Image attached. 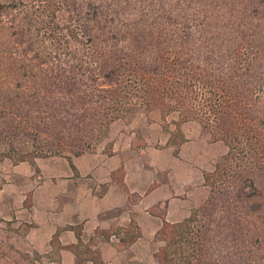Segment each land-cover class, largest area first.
Segmentation results:
<instances>
[{
	"label": "trees",
	"instance_id": "1",
	"mask_svg": "<svg viewBox=\"0 0 264 264\" xmlns=\"http://www.w3.org/2000/svg\"><path fill=\"white\" fill-rule=\"evenodd\" d=\"M155 110L170 145L196 122L227 147L157 263L264 264V0H0V161L72 162ZM40 261L0 234V264Z\"/></svg>",
	"mask_w": 264,
	"mask_h": 264
},
{
	"label": "crops",
	"instance_id": "2",
	"mask_svg": "<svg viewBox=\"0 0 264 264\" xmlns=\"http://www.w3.org/2000/svg\"><path fill=\"white\" fill-rule=\"evenodd\" d=\"M109 136L72 162L50 157L37 159L35 167L11 163L0 173V204L11 195L16 220L28 217L36 234L44 233L47 251L56 240L62 264L96 254L102 264L155 263L164 220L180 222L196 206L198 193L206 199L204 174L197 181L189 163L154 149L148 165L134 146V133L111 129ZM178 168L185 169L180 176Z\"/></svg>",
	"mask_w": 264,
	"mask_h": 264
},
{
	"label": "rangeland",
	"instance_id": "3",
	"mask_svg": "<svg viewBox=\"0 0 264 264\" xmlns=\"http://www.w3.org/2000/svg\"><path fill=\"white\" fill-rule=\"evenodd\" d=\"M169 2L177 4V0H169ZM177 119V114H171L167 116L166 120H163L162 113L155 110L148 115L140 113L131 119L116 121L111 126V129L113 132L124 130L128 133H134V146L140 151L144 161H146L148 165L150 151H155L154 149L159 151L163 150V152H155L157 154H165L169 152L168 154H172L173 158L189 163L195 171V179L199 181L201 178L202 181V175L214 170L215 164L226 154L227 147L223 142H213L209 136L202 132L200 125L196 122H188L182 125V131L186 137V142L178 148L170 145L168 143L170 133H175L176 126L173 122ZM109 139L110 136L108 134V136L97 144L94 149H96L101 143L108 142ZM167 147L170 148L166 152L164 149ZM166 160L167 156L163 155L162 164L164 166L167 163ZM9 164H11V161L9 160L0 161V173H3L4 171L7 172ZM182 172H185V169L178 168L177 175H182ZM0 182H2L1 175ZM206 195V199H204V193H198L197 204L189 212V215L193 210L201 207L207 200L209 196V188H207ZM13 202L12 196L8 195L2 204H0V234L3 239L13 243L18 250L37 252L41 257V261L37 264H62V258L60 256L61 246L56 240H54L51 242L54 248L53 251H47V243H45L43 237L44 233L41 232L40 234H36L37 230L32 229L35 224L30 223L28 217H21L16 220L13 214L16 210V205ZM160 210H157V213L163 211L162 209ZM87 258H85V256H80L81 264H86L85 261ZM124 262L125 264H135L134 261L130 262L128 259ZM152 264L158 263L156 261Z\"/></svg>",
	"mask_w": 264,
	"mask_h": 264
}]
</instances>
